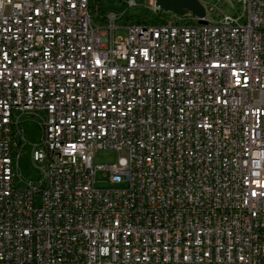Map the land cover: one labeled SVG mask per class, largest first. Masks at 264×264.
<instances>
[{
	"label": "built area",
	"instance_id": "built-area-1",
	"mask_svg": "<svg viewBox=\"0 0 264 264\" xmlns=\"http://www.w3.org/2000/svg\"><path fill=\"white\" fill-rule=\"evenodd\" d=\"M123 1L0 0V264H264V0Z\"/></svg>",
	"mask_w": 264,
	"mask_h": 264
},
{
	"label": "rangeland",
	"instance_id": "rangeland-1",
	"mask_svg": "<svg viewBox=\"0 0 264 264\" xmlns=\"http://www.w3.org/2000/svg\"><path fill=\"white\" fill-rule=\"evenodd\" d=\"M137 5L132 6L126 13L124 22L136 21L139 19H152L154 16L147 7L148 0H136ZM210 2H216L217 0H209ZM224 10L226 12L235 13L238 11L239 4L234 0H226L223 3ZM126 8V4L123 0H102L101 11H107L109 9H115L122 11ZM126 29H119L118 34L126 35ZM23 135L26 138V142L22 148V151L18 159V183L24 184V181H36L40 177V169L33 158V152L35 147L41 142L44 137V130L41 125V118L38 115L25 114L22 116ZM123 153L113 149H100L94 155L95 164H112L116 163L119 156ZM97 184L99 186H108L110 183L106 177H104V170L97 172Z\"/></svg>",
	"mask_w": 264,
	"mask_h": 264
},
{
	"label": "water",
	"instance_id": "water-1",
	"mask_svg": "<svg viewBox=\"0 0 264 264\" xmlns=\"http://www.w3.org/2000/svg\"><path fill=\"white\" fill-rule=\"evenodd\" d=\"M161 8L170 10L177 14H184L192 11L198 16H204L205 7L199 0H156ZM200 22H203L200 20Z\"/></svg>",
	"mask_w": 264,
	"mask_h": 264
}]
</instances>
